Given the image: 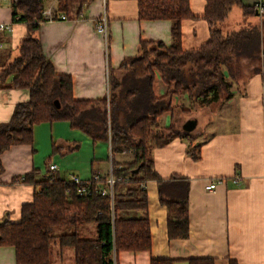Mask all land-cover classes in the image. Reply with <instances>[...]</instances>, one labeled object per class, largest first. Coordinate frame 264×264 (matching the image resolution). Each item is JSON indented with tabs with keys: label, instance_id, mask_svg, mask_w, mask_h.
<instances>
[{
	"label": "crops",
	"instance_id": "1",
	"mask_svg": "<svg viewBox=\"0 0 264 264\" xmlns=\"http://www.w3.org/2000/svg\"><path fill=\"white\" fill-rule=\"evenodd\" d=\"M57 1L43 0V11H55ZM204 1L189 0L195 15L203 13ZM240 1L242 5L253 6L257 0ZM68 10L64 13L66 19L42 22L37 36L55 71L70 75L72 95L77 100L108 95V77L112 73L121 77L120 63L138 52L140 40L161 41L167 46L171 43V21L140 20L137 0H89L80 9L75 4ZM104 10L108 23L106 39L95 30V22ZM0 23L11 26L10 30L0 31V59H12L18 55L19 42L27 33V26L12 22L11 0H0ZM224 23L228 26L223 32L248 24L259 25L264 48V13L259 15L255 11L244 18L241 8L234 6ZM181 35L184 49L197 48L209 37L208 25L198 17L185 19ZM224 74L227 75L226 70ZM242 74L244 79L239 76L233 81L232 97L220 103L194 105L183 97L191 106L187 112L194 110L206 122L207 137L196 133L191 138L179 136L151 149L155 170L162 178L175 175L188 183L189 236L169 238L167 208L160 202L158 183L154 179L147 180L143 183L147 211L130 210L125 214L132 218L147 214L150 249L139 253L121 251L117 254V264H149L154 258L189 264L188 259L197 257L213 259L214 264H231L230 261L264 264V80L252 70ZM155 79L154 93L163 95L166 86L157 72ZM25 98L23 89H0V122L7 121L14 105ZM178 98L173 97V105ZM182 108L185 107H176L173 114L165 112L158 117V127L182 128V123L186 122L181 117ZM32 139V144L11 145L1 153L0 220L20 218V208L32 201L34 188L19 180L33 169H38L39 177L48 174L47 159L49 164H55L54 171L65 180L76 175L84 181H88L94 171L106 178L112 158L120 163L130 159L129 152L112 153L109 141L92 140L80 129L71 128L66 120L37 123ZM193 145L200 149L198 159L188 153ZM237 176L239 182L235 184L233 179ZM223 178L215 189H205L209 180ZM173 187L163 185V196H172ZM85 225L90 238H94L95 225ZM54 253L50 264L74 263L70 247H60L56 241ZM0 264H16L12 246L0 245Z\"/></svg>",
	"mask_w": 264,
	"mask_h": 264
},
{
	"label": "trees",
	"instance_id": "2",
	"mask_svg": "<svg viewBox=\"0 0 264 264\" xmlns=\"http://www.w3.org/2000/svg\"><path fill=\"white\" fill-rule=\"evenodd\" d=\"M87 2L58 0L52 19L61 12L67 14L71 5L80 9ZM234 6L241 8L244 18L255 12L254 5H242L240 0H205L199 16L192 12L189 0H137L140 20L171 21V43L167 46L161 41L140 40L138 52L120 63L121 77L113 73L108 77V95L77 100L72 95L70 75L55 71L37 36L40 24L50 19L43 14V0H11L12 22L24 23L27 33L20 39L16 57L0 59V89H23L26 98L14 105L7 121L0 122V173L1 153L11 145L32 144L33 128L41 122L66 120L71 128L80 129L92 140L109 141L112 153L124 150L130 154L123 163L113 158L110 161L115 180L112 196L99 192L107 180H93L95 171L88 181L83 180L88 192L81 195L71 178L65 180L49 169V159L45 161L48 174L39 177L38 169L24 173L19 181L33 186L32 201L21 206L18 220H0V245L14 248L16 264H50L51 246L56 241L60 247L72 249L73 264H117L121 251H149L147 214L132 218L125 213L147 211L143 183L152 179L158 183L160 202L167 208V235L171 239L189 236L188 183L175 175L162 178L155 170L151 149L175 137H192L173 125L158 127V117L174 113L173 97L186 96L190 103L203 106L231 98V87L243 60L257 63L252 72L261 74L264 80L260 26L248 24L231 32L221 29L220 23ZM196 17L206 21L209 37L199 47L187 50L182 47L181 25L183 20ZM156 72L166 86L160 96L153 90ZM199 150L193 145L188 153L198 159ZM175 179L178 182H172ZM166 184L174 186L172 196H163ZM67 224L74 230L53 233L56 226ZM84 224L95 225L94 238L78 234L77 228ZM188 263L214 264L213 259L201 257L188 259ZM149 264L173 263L170 258H154Z\"/></svg>",
	"mask_w": 264,
	"mask_h": 264
},
{
	"label": "built area",
	"instance_id": "3",
	"mask_svg": "<svg viewBox=\"0 0 264 264\" xmlns=\"http://www.w3.org/2000/svg\"><path fill=\"white\" fill-rule=\"evenodd\" d=\"M254 8H255V11L257 12V14L261 15L264 13V0H257L254 4ZM43 14L45 16H48L50 19H52V14H53V11L47 9V10H44L43 11ZM56 19L58 20H61V19H66V15L64 13H61V15H59L58 17H56ZM55 20V19H53ZM95 30L101 34V36L106 39L107 37V28H108V23H107V16H106V12L104 10V12L100 15V17L97 18L96 22H95ZM11 29V26L9 24H1L0 23V31H5V30H10ZM49 169L52 171V170H55L56 167H55V164L51 163L48 165ZM71 181H73L74 183L78 184V188H77V193L79 195L83 194V193H86L88 192V187H87V182H83V180L78 176L76 175H72L71 177ZM100 178V175L99 173H96L94 175V178L93 180H98ZM106 185L104 187H101L99 189V192L101 194H110L112 196V186H113V183H114V178L112 177L111 175V167H110V170H109V174L108 176L106 177ZM224 180L223 179H212V180H209L208 184L205 186V189L206 190H213L215 189L220 183H222ZM233 182L235 184H237L239 182V177H234L233 179Z\"/></svg>",
	"mask_w": 264,
	"mask_h": 264
},
{
	"label": "rangeland",
	"instance_id": "4",
	"mask_svg": "<svg viewBox=\"0 0 264 264\" xmlns=\"http://www.w3.org/2000/svg\"><path fill=\"white\" fill-rule=\"evenodd\" d=\"M226 22H229V21H226ZM227 24L228 23H224V22L220 23V26H221L223 31H226L225 29H227V26H228ZM254 64L256 65L257 63H254ZM254 64L249 62V61L248 62L247 61H242V65H241L239 76L244 79L245 76L242 74V72L246 73L248 70L249 71L252 70V67H253ZM258 65L261 66V67L263 66L262 64L260 65V63ZM261 71L264 72V68L263 67H262ZM174 103H176V105H175L176 107H179V108H181L182 106L185 107V108H182V111L184 112V114L181 115V117L184 118L185 121L195 120V125H194L193 130L190 132V135H192V137H193V135L196 133V134H201L202 136L207 137V135H208L207 134V130H206L207 128L205 127V123L206 122L204 120H201L200 117L197 114L194 113V110L191 113H189L190 111H189L188 108L191 107L190 104H189L190 102L189 103L188 102L185 103L183 97H180L178 99H175ZM186 109H188L189 112H187ZM182 125H183V123H182ZM174 129H176L178 131H179V129L182 130V128L179 127V126L177 128L174 127ZM85 226L86 225L84 224V225L79 226L77 228L78 234L81 237L82 236L83 237H90V235L88 234V229ZM73 230H74V227L72 225H70V224H67L65 226H56L53 229V233L55 235H57V234H60V233H68V232L73 231ZM50 252L52 253L51 256H50V259H53L55 257L54 244L53 243H52V248H51Z\"/></svg>",
	"mask_w": 264,
	"mask_h": 264
},
{
	"label": "water",
	"instance_id": "5",
	"mask_svg": "<svg viewBox=\"0 0 264 264\" xmlns=\"http://www.w3.org/2000/svg\"><path fill=\"white\" fill-rule=\"evenodd\" d=\"M56 106H58V101H55ZM195 125V120H188L185 123H183L182 125V129L187 131V132H191L194 128ZM138 168L134 170L135 173H137Z\"/></svg>",
	"mask_w": 264,
	"mask_h": 264
}]
</instances>
